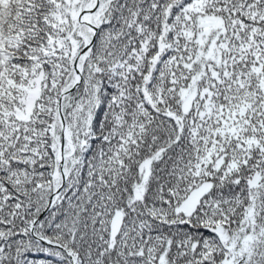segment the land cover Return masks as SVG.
Segmentation results:
<instances>
[{
  "label": "snow or ice",
  "instance_id": "snow-or-ice-1",
  "mask_svg": "<svg viewBox=\"0 0 264 264\" xmlns=\"http://www.w3.org/2000/svg\"><path fill=\"white\" fill-rule=\"evenodd\" d=\"M0 264H264V0H0Z\"/></svg>",
  "mask_w": 264,
  "mask_h": 264
}]
</instances>
